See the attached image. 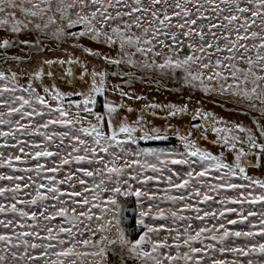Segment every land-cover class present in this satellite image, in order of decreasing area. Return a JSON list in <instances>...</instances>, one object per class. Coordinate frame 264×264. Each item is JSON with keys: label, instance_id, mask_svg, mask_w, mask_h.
<instances>
[{"label": "snow or ice", "instance_id": "1", "mask_svg": "<svg viewBox=\"0 0 264 264\" xmlns=\"http://www.w3.org/2000/svg\"><path fill=\"white\" fill-rule=\"evenodd\" d=\"M30 27L61 42L71 37L72 47L109 65L180 70L187 87L247 102L264 119V0H0V30ZM77 37L116 49L118 58ZM17 43L38 47L0 39V49ZM10 59L26 57L0 53V61ZM79 64L70 54L44 60L24 84L18 72L0 71V264H122L125 253L137 264H264V179L250 174L264 171V123L257 120V131L213 126L215 143L234 153L225 162L223 153L198 147L192 131L147 119L156 116L149 109L167 107L162 118L169 119L186 106L148 103L130 120L124 113L136 110L123 98L140 97L108 89V73L89 72L87 64L80 76H90L86 91L44 83L55 79L45 67H63L70 78ZM106 91H119L121 102ZM211 115L196 110L192 119L211 123ZM167 131L178 134L184 152L138 148L169 139ZM161 180L167 186L152 193L130 183ZM121 196L154 202L139 212L143 231L135 239L120 226Z\"/></svg>", "mask_w": 264, "mask_h": 264}, {"label": "rangeland", "instance_id": "2", "mask_svg": "<svg viewBox=\"0 0 264 264\" xmlns=\"http://www.w3.org/2000/svg\"><path fill=\"white\" fill-rule=\"evenodd\" d=\"M37 23H42L41 21H35ZM76 31V29H73ZM47 30L41 31L36 29L35 27H30L28 30H25L19 34L8 33L7 30H0L1 37L0 39H11L13 41H31L33 44H37L38 47H29L24 44H15L13 47L4 50L0 49V53H7L9 57L15 56H24L26 59L23 62L17 61L15 59H10L9 61H0V71H16L18 72L22 79L20 81L21 84L27 82L25 78V74H30L34 70H36L39 66V63L47 60L43 57V54H39V52H45L49 55L48 59H56V58H66L69 54L78 58L80 60L79 70L82 73L84 68L82 64H87L89 62L88 68L90 71L94 70V62H97L98 71H103L108 73L106 77V86L108 89H120L122 88L125 92L129 93L130 96L140 97V99H128L123 98V103L132 107L136 111L132 113H124L127 115L128 119L134 120L139 115L141 106L137 101L140 100L142 104L148 103H158L161 105H171L175 104L178 107L186 106L188 108V112L177 115L176 117L165 119L162 117H167L168 111L167 107L163 109H149V113L152 111L156 112V116H147V119L154 124L156 127H161L162 129H168L171 125L172 127L179 129L181 134L184 131H192L193 135L190 137L198 147L211 151L215 155H220L223 153L225 157V162H232L234 158V153H232L229 149L224 147L222 144H217L215 141L218 140L217 134L212 131V127H223V126H232L236 124L244 125L249 128H253L254 131L258 130L259 125L257 124V120L260 119L261 123H264L263 119L260 118V112L256 109H252L249 107L247 102L237 101L235 98H228L227 96H218L211 93H206L202 90L192 89L187 87L184 82L183 74L180 73L179 79H176V73H162L159 69L156 68H148L145 69L142 66L132 67L127 63H121L118 66L109 65L103 60L100 56H91L86 55L82 48L80 47H72L71 45L76 43V41L72 40L71 37L67 41H57L53 39L51 36L46 35ZM79 43L86 48H91L103 55H107L110 57H116V50L109 48L106 45H102L96 42L89 41L86 37H77L76 38ZM55 70H51L53 73V77L55 79L45 78L44 83H54L57 87L63 90H73L71 85V77H65V71L63 67L53 65ZM45 72L47 70L45 69ZM113 72L120 73L119 76L113 75ZM176 72H180L177 70ZM127 73V75H124ZM81 75V74H80ZM90 76H87V78ZM77 78V77H75ZM88 78V79H89ZM79 80V79H78ZM37 87H40V83L36 82ZM85 86V85H84ZM186 89V90H185ZM77 91H86V88L81 86H77ZM151 96V98H146L145 96ZM108 100L114 101L116 103H120L122 98L120 97L119 91H106L104 94ZM158 97L162 100V103L156 98ZM104 102V97H103ZM259 107V106H257ZM200 110L205 113H211L212 115L209 117L208 133L204 134V131H199L198 128H194L193 124H198L203 126V119H192V114L196 111ZM223 120L225 124L215 123V121ZM201 128V127H200ZM202 132V133H201ZM169 137L167 140H149V141H141L138 148L139 149H153L154 151L161 152L164 154L167 153H182L185 151L183 144L180 142L178 138V134L174 131H167L166 133ZM242 135V134H241ZM207 137L206 139L204 137ZM212 136V137H211ZM135 147V146H134ZM162 159L166 158L165 156L161 157ZM151 159V157L149 158ZM196 159V158H193ZM175 171L180 172L181 174L186 173L188 171L187 165H169ZM198 168L199 166L196 165ZM151 175L152 173H148ZM169 173L165 172L163 175L167 176ZM251 175L256 178L264 179V175L259 173L257 169L252 170L250 172ZM213 175L215 173L213 172ZM210 179V178H206ZM236 182L240 181L239 178H235ZM133 183L134 187H141L144 191L149 193L157 192L159 189L165 188L166 182L161 180L159 184L156 182H150L148 185H138L135 182ZM162 194V193H161ZM122 208L124 205L133 204L135 209V224L136 228L134 232H130L124 225L122 216L123 211L120 213L121 216V227L125 230L126 234L130 239H135L140 234H142L143 229L139 224L140 216L139 212L141 210L146 209L149 204L154 203L152 201H148L147 198L141 197L137 198L135 196H121L119 197ZM161 207L165 208L167 212L169 207H171L168 203L161 204ZM155 212V209L153 210ZM146 223H165L164 221H145ZM123 258L132 261V264H137L134 256L129 255L127 253L124 254ZM110 260L112 257L110 256Z\"/></svg>", "mask_w": 264, "mask_h": 264}, {"label": "trees", "instance_id": "3", "mask_svg": "<svg viewBox=\"0 0 264 264\" xmlns=\"http://www.w3.org/2000/svg\"><path fill=\"white\" fill-rule=\"evenodd\" d=\"M116 50V49H115ZM39 54H43V57H45V59H48V57H49V55H51V54H46L45 52H39ZM116 56H117V50H116ZM118 57V56H117ZM41 64L42 63H39V66H41ZM79 66H80V64L79 65H74L73 66V71H74V76L73 77H71V79H72V81H71V83H72V85H71V87H72V89L73 90H76L77 89V86H81L82 84H83V87H85L84 86V81H88V82H90V78L88 79L87 78V76H85L84 77V81H82L75 73L76 72H78L79 74H82V73H80L79 72ZM98 66H99V64L97 65V62L95 61L94 62V70L95 71H98ZM82 67H83V64H82ZM45 69L47 70V72L48 71H51L52 70V72H53V70H55V68L53 67V66H51V67H45ZM88 71L89 72H91L90 71V69L88 68ZM75 77H77V78H75ZM79 79V80H78ZM186 90V89H185ZM63 91H69V90H63ZM146 98H151V96H145ZM158 100H159V102L160 103H162V100H160L158 97H156ZM138 103H140L139 104V106H141V108L140 109H142V108H144V106H145V104H142L141 102H140V100L139 101H137ZM103 103V97H99L98 98V100H97V108H98V110H100L99 109V105L100 104H102ZM140 112V111H139ZM139 112H138V114H139ZM263 121H264V119H263ZM209 125V123L208 122H204V124H203V126H201V128H198V130L199 131H204V134H207L208 133V129H209V127L210 126H208ZM202 133V132H201ZM212 137V136H211ZM258 171H259V173H261V174H263L264 175V171H261L260 169H257Z\"/></svg>", "mask_w": 264, "mask_h": 264}, {"label": "water", "instance_id": "4", "mask_svg": "<svg viewBox=\"0 0 264 264\" xmlns=\"http://www.w3.org/2000/svg\"><path fill=\"white\" fill-rule=\"evenodd\" d=\"M180 72H176V79H179ZM122 219L124 222V226L132 233L135 231L136 224H135V209L133 204H129L127 208L123 210Z\"/></svg>", "mask_w": 264, "mask_h": 264}, {"label": "flooded vegetation", "instance_id": "5", "mask_svg": "<svg viewBox=\"0 0 264 264\" xmlns=\"http://www.w3.org/2000/svg\"><path fill=\"white\" fill-rule=\"evenodd\" d=\"M8 33L10 34V31H8ZM0 37H1V34H0ZM89 64H90V63L87 62V65H88V66H89ZM79 72H81V71L79 70ZM75 74L80 78L81 75H80L78 72H76ZM123 205H124V208H127V207H128V205H125V204H123ZM124 208H123V209H124ZM122 264H132V261L127 260L126 258H123V257H122Z\"/></svg>", "mask_w": 264, "mask_h": 264}]
</instances>
